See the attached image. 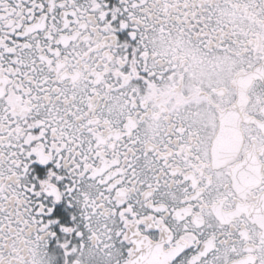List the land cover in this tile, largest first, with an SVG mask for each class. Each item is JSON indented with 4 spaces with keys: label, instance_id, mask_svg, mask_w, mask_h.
Wrapping results in <instances>:
<instances>
[{
    "label": "snow or ice",
    "instance_id": "1",
    "mask_svg": "<svg viewBox=\"0 0 264 264\" xmlns=\"http://www.w3.org/2000/svg\"><path fill=\"white\" fill-rule=\"evenodd\" d=\"M0 264H264V0H0Z\"/></svg>",
    "mask_w": 264,
    "mask_h": 264
}]
</instances>
